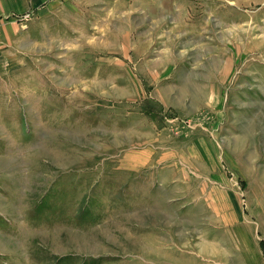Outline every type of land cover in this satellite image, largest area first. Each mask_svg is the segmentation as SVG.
<instances>
[{
  "label": "rangeland",
  "instance_id": "obj_1",
  "mask_svg": "<svg viewBox=\"0 0 264 264\" xmlns=\"http://www.w3.org/2000/svg\"><path fill=\"white\" fill-rule=\"evenodd\" d=\"M0 264H264V0H0Z\"/></svg>",
  "mask_w": 264,
  "mask_h": 264
}]
</instances>
